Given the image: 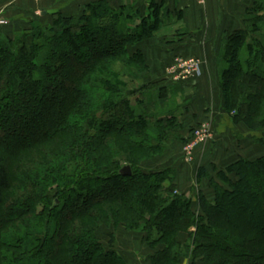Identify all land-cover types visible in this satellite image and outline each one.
I'll return each mask as SVG.
<instances>
[{
    "label": "trees",
    "instance_id": "obj_1",
    "mask_svg": "<svg viewBox=\"0 0 264 264\" xmlns=\"http://www.w3.org/2000/svg\"><path fill=\"white\" fill-rule=\"evenodd\" d=\"M160 8L97 0L0 32V264H129L99 236L112 224L144 232L151 264H264V0L225 36L220 72L223 112L260 153L218 170L198 211L171 168L144 165L188 140L176 107L144 108L146 87L122 80L150 71Z\"/></svg>",
    "mask_w": 264,
    "mask_h": 264
},
{
    "label": "rangeland",
    "instance_id": "obj_2",
    "mask_svg": "<svg viewBox=\"0 0 264 264\" xmlns=\"http://www.w3.org/2000/svg\"><path fill=\"white\" fill-rule=\"evenodd\" d=\"M21 1L22 0H0V25H2L5 29H16L15 27L17 25L14 27L12 26L17 22L14 20L12 15L6 14L5 10L15 8L18 10L20 6H23V2ZM33 1L38 2L39 0ZM70 1L71 0H65L64 3L62 2L63 5H65V10L66 8H69L68 3ZM195 1L200 4H205L207 0H204L203 2H199L198 0ZM252 2H250L246 8L250 7ZM86 4L87 3H84L79 11H73L71 14L64 12L65 10H60L59 7L56 6L44 8L41 4L36 3V7H33L27 12L30 13L27 15L28 17L26 19L21 18L24 20V22H22V26L26 27L31 24V19H33L34 23H37L38 25L45 24V22L50 23L52 20V14L56 11L66 15H77L82 11V8ZM147 12L148 11L145 13ZM17 14H20L22 17V12ZM17 29H19L18 26ZM233 30L234 29L232 28L231 30H228L225 36ZM225 36L222 40V44L220 46L221 49L219 50L216 58L217 67L215 66L214 68L216 72H214V74L217 81L216 89L221 103L220 110L222 112L220 72L224 66L221 54ZM133 50V47H131L130 51L133 52ZM147 54L148 52L145 53L146 57ZM189 59L198 60L202 63L201 59L196 56H179L177 59H172L164 68L151 67L149 65L151 68L150 71L140 74L138 78L134 75L124 74L128 68L124 67L122 61L119 60L114 62L117 64L116 67L124 74V77L122 76V80L128 84V86L125 84L127 89L138 88L140 86L146 87H143V89L138 91L134 96V98L139 97L142 101H144V108H150V110L155 111L157 108H163L166 110L176 107V114L180 116V120H182L184 124V131H182V134L188 140L186 142H173L162 155L146 161L144 165L148 171L171 168L173 170L174 182L177 186L176 192L183 193V195L185 194L186 196L191 197L194 201V207L198 211V207L196 206V196L200 192H203L209 198L213 196L214 191L211 184L212 181L216 179L218 180V170L226 169V166H228V164L234 161L238 156L256 157L259 155L260 151L257 146V141L253 138V136L256 137L258 135V132L250 134L251 131L246 125L242 123H233L225 112H223L224 116L230 119L229 123L232 127L230 129L231 131L229 130V132H226L224 135L222 134L225 130H222L223 128L220 126L221 123L217 125V120L213 118L211 119L209 115H202L198 119H195L194 122L192 119L191 122L188 120L190 116L189 114L192 112H198L199 114L202 112L200 103L203 101V97L201 98L199 96L198 90L194 86L195 78H198L202 73L199 76L186 75L184 70L181 68L182 61ZM211 84L213 85L211 86L212 88L216 85L213 82H211ZM148 86H150V88H147ZM165 89L166 91L163 93V97H160L159 90ZM217 93L215 92V89L209 92V96L216 102L218 100ZM189 109H192L191 112ZM212 109L214 110V108ZM213 110L210 108L206 112L205 109L203 111L206 114L212 112ZM50 118L53 117L50 116ZM188 121L190 123H188ZM40 126L42 127L45 125L42 123ZM205 126L208 127V130ZM247 135L249 137L246 138ZM232 147L234 149L231 151ZM233 151H236V153L232 154ZM201 167H204L206 170L204 176L202 177L199 176ZM231 177H233V175H231ZM98 231L103 243L105 245H109V242L113 241L114 248L126 257L129 264H151L149 256L153 251L147 244H145V234L144 232L142 233L140 229L127 230L122 225L115 227L112 224L110 226L103 225ZM186 237V234H182L180 239L184 241ZM182 264L190 263L188 259H185Z\"/></svg>",
    "mask_w": 264,
    "mask_h": 264
},
{
    "label": "crops",
    "instance_id": "obj_3",
    "mask_svg": "<svg viewBox=\"0 0 264 264\" xmlns=\"http://www.w3.org/2000/svg\"><path fill=\"white\" fill-rule=\"evenodd\" d=\"M64 1L39 0L36 2L33 0H22L23 6H20L18 10L15 8L5 11L6 14L12 15L17 22L12 27L17 25L18 28H21L22 22H24L21 18L26 19L27 15L30 14L27 12L36 7V3L41 4L44 8L56 6L63 11L65 10ZM91 1L97 0H71L68 3L69 8H66L64 12L71 14L73 11L77 12L84 3ZM112 2L119 5L137 2L141 5L143 13L149 10L152 2L161 6L160 11L164 20L155 35L142 45V50L145 53L148 52V64L151 67L164 68L172 59H177L179 56L199 57L202 61V74L195 78L194 86L198 90L199 96L203 97V101L201 100L202 102L200 103L202 112L200 114L192 112L189 114L188 120L191 122L192 119L194 122L195 119L202 115H209L211 119L217 120V125L221 123L222 130H225L222 135L229 132L232 125L229 123L230 119L224 116V113L220 110L221 103L216 89L217 81L214 68L226 32L231 30V28L237 29L241 26L246 7L252 0H207L205 4H200L195 0H112ZM19 12H22V17L17 14ZM8 30L0 25V32ZM211 82L216 84L214 88L211 87L213 86ZM214 89L217 93V102L209 96V92ZM210 108L211 110L214 108V110L205 114L203 110L205 109L206 112ZM189 110L191 112L192 109ZM189 121L188 123H190ZM247 137L249 136L247 135ZM232 149L234 148L232 147L231 151ZM235 153L236 151L232 152V154Z\"/></svg>",
    "mask_w": 264,
    "mask_h": 264
},
{
    "label": "built area",
    "instance_id": "obj_4",
    "mask_svg": "<svg viewBox=\"0 0 264 264\" xmlns=\"http://www.w3.org/2000/svg\"><path fill=\"white\" fill-rule=\"evenodd\" d=\"M199 2H203L204 0H198ZM181 68L184 70V73L186 75H196L199 76L202 73L201 69V63L198 60H185L181 63ZM205 128L208 130V127L205 126Z\"/></svg>",
    "mask_w": 264,
    "mask_h": 264
},
{
    "label": "water",
    "instance_id": "obj_5",
    "mask_svg": "<svg viewBox=\"0 0 264 264\" xmlns=\"http://www.w3.org/2000/svg\"><path fill=\"white\" fill-rule=\"evenodd\" d=\"M45 13V12H44ZM121 174L125 175V176H130L132 174V169L130 165H125L122 169H121Z\"/></svg>",
    "mask_w": 264,
    "mask_h": 264
}]
</instances>
